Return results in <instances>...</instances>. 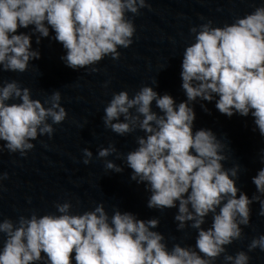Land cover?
<instances>
[{"label":"clouds","instance_id":"1","mask_svg":"<svg viewBox=\"0 0 264 264\" xmlns=\"http://www.w3.org/2000/svg\"><path fill=\"white\" fill-rule=\"evenodd\" d=\"M144 8L151 10L148 0H0V73L27 72L30 62L40 59L32 36L38 34L39 44L50 30L65 50L60 59L66 67L97 73L94 65L106 57L118 60V49L133 44L136 27L128 14L139 16ZM30 26L31 32L20 31ZM189 33L192 42L184 48L180 72L186 100L177 104L149 85L131 97L126 90L114 92L104 108V127L121 137L143 135H135L136 147L126 154L110 143L98 150L97 158L105 160L106 171L131 169L130 180L150 193L149 209L163 213L178 207L177 231L195 230L194 245L169 248L165 235L155 230L159 218L139 219L119 207L109 214L103 202L73 212L66 200L54 203L56 213L33 210L15 220L0 219V264H215L221 256L224 264H249L248 252H264V235L251 239L248 252H227V246L243 239L253 203L260 204L258 214L264 216V167L252 177L256 192L249 198L237 187L239 163L224 166L231 158L228 143L210 129L193 130L192 106L199 98L215 101V108L229 118L251 116L253 131L264 137V3L230 24L214 26L208 19ZM61 100L58 90L42 102L19 81L0 80V153L6 149L26 157L39 136L51 139L54 125L68 116ZM114 154L123 166L107 159ZM82 157L88 165L93 153L84 148ZM260 162L264 164V149ZM7 179L8 173H0V191Z\"/></svg>","mask_w":264,"mask_h":264}]
</instances>
